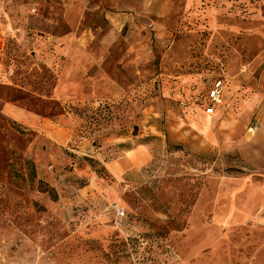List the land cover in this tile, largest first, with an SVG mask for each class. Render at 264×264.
<instances>
[{"label":"rangeland","instance_id":"rangeland-1","mask_svg":"<svg viewBox=\"0 0 264 264\" xmlns=\"http://www.w3.org/2000/svg\"><path fill=\"white\" fill-rule=\"evenodd\" d=\"M6 8L19 29L0 42V264L261 260L264 101L245 102L264 0Z\"/></svg>","mask_w":264,"mask_h":264},{"label":"crops","instance_id":"crops-1","mask_svg":"<svg viewBox=\"0 0 264 264\" xmlns=\"http://www.w3.org/2000/svg\"><path fill=\"white\" fill-rule=\"evenodd\" d=\"M33 1V0H32ZM22 2L23 0H0V42L4 43L5 39H7V36L11 34V36L16 37L18 34V27L14 26V24L11 22V18L9 17L8 13H7V8L5 9V7L9 6L10 7H14L15 11L17 10H21L22 8ZM67 36H65L64 38H66ZM260 58L256 59L253 63L252 66H256L259 63ZM224 81H225V85L224 88L222 90V95H221V103L219 105H217L214 108V112L211 115H207L204 114L205 116H212L216 113L217 111V107H219L223 101H224V97L226 95V86H227V79L224 75ZM250 90L253 91V93L251 94L250 99H248L245 102V105L249 106L251 105L252 102H262L264 101V71H262L258 78L254 81L253 85L250 86ZM204 113V112H203ZM259 258V256H256V260H255V264H262L264 263V253H262L261 255V260L257 261Z\"/></svg>","mask_w":264,"mask_h":264},{"label":"built area","instance_id":"built-area-1","mask_svg":"<svg viewBox=\"0 0 264 264\" xmlns=\"http://www.w3.org/2000/svg\"><path fill=\"white\" fill-rule=\"evenodd\" d=\"M225 81L223 75L216 77L208 86L203 105L204 114L211 115L214 112V108L221 103L222 90L224 88Z\"/></svg>","mask_w":264,"mask_h":264}]
</instances>
